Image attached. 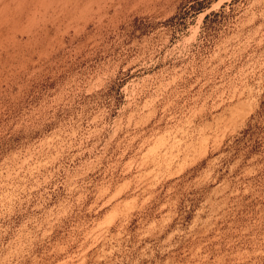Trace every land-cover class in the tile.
Masks as SVG:
<instances>
[{"label": "rangeland", "instance_id": "1", "mask_svg": "<svg viewBox=\"0 0 264 264\" xmlns=\"http://www.w3.org/2000/svg\"><path fill=\"white\" fill-rule=\"evenodd\" d=\"M0 264H264V0H0Z\"/></svg>", "mask_w": 264, "mask_h": 264}]
</instances>
